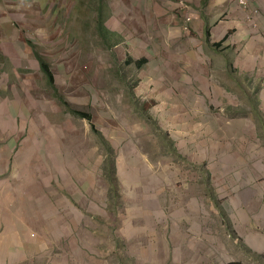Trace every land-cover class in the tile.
I'll use <instances>...</instances> for the list:
<instances>
[{
  "label": "rangeland",
  "instance_id": "rangeland-1",
  "mask_svg": "<svg viewBox=\"0 0 264 264\" xmlns=\"http://www.w3.org/2000/svg\"><path fill=\"white\" fill-rule=\"evenodd\" d=\"M236 1L0 0V264H264V0Z\"/></svg>",
  "mask_w": 264,
  "mask_h": 264
},
{
  "label": "crops",
  "instance_id": "crops-1",
  "mask_svg": "<svg viewBox=\"0 0 264 264\" xmlns=\"http://www.w3.org/2000/svg\"><path fill=\"white\" fill-rule=\"evenodd\" d=\"M199 1H201V0H199ZM250 5V6H249ZM248 6H247V8H250L249 10L252 12V11H254L255 10V8H257L258 7V5H259V3L257 2V1H253V2H251V4H249ZM199 6V8H198V10H196L195 12H199L200 14H201V12L203 11V8H201V6L200 5H198ZM237 7V10H240V12H242V11H245V9L246 8H241V7H238V6H236ZM195 17H197V16H195ZM249 19H250V23H253V21H251V19H252V16L251 15H249ZM254 20V19H253ZM254 24V23H253ZM251 26V25H250ZM193 28V27H192Z\"/></svg>",
  "mask_w": 264,
  "mask_h": 264
},
{
  "label": "built area",
  "instance_id": "built-area-1",
  "mask_svg": "<svg viewBox=\"0 0 264 264\" xmlns=\"http://www.w3.org/2000/svg\"><path fill=\"white\" fill-rule=\"evenodd\" d=\"M246 1H249V0H239V1H236V2L239 4V6L241 8H245V7H247L250 4L249 2L246 3Z\"/></svg>",
  "mask_w": 264,
  "mask_h": 264
},
{
  "label": "trees",
  "instance_id": "trees-1",
  "mask_svg": "<svg viewBox=\"0 0 264 264\" xmlns=\"http://www.w3.org/2000/svg\"><path fill=\"white\" fill-rule=\"evenodd\" d=\"M216 46H217V45H216ZM142 63H143V62H142ZM44 70H45L46 73L48 74L50 82L53 81L52 76H51V73L49 72V70H48L47 68H44ZM78 115H81V116L87 117V115L84 114V113H78Z\"/></svg>",
  "mask_w": 264,
  "mask_h": 264
}]
</instances>
